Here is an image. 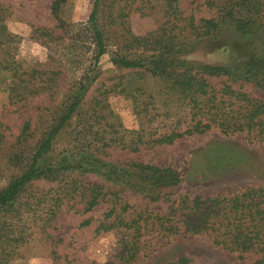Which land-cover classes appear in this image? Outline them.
<instances>
[{
	"label": "rangeland",
	"instance_id": "rangeland-1",
	"mask_svg": "<svg viewBox=\"0 0 264 264\" xmlns=\"http://www.w3.org/2000/svg\"><path fill=\"white\" fill-rule=\"evenodd\" d=\"M165 1L101 0L99 22L105 53L94 65V44L86 26L92 0H65L58 13L61 27L49 13L51 0H0L7 13L2 22L10 37L7 47L16 61L32 69L26 91H35L22 101L8 100L6 92L0 91V189L19 173L34 144L63 112L70 94L93 78L48 153L51 161L68 157L70 170L53 180L33 181L23 193V202L39 197L36 213L42 217L46 207L52 208L49 198L58 197L56 214L43 224L41 232H32L8 264H106L116 256L122 233L118 229L95 232L109 206L99 204L83 212L87 193L80 195L81 189L109 185L101 175L79 171V162L85 155L93 154L91 157L111 165L133 161L169 166L180 178L179 184L170 189L172 194L214 196L248 186L264 187V148L247 141L243 134L222 136L212 129L182 137L170 145L137 143L136 152L124 148L137 133H143V141L148 135L152 138L163 118L156 115L175 105L166 80L153 76L146 64L131 70L115 67L110 61L113 56L143 59L157 54L142 44H134L131 37H149L163 25ZM177 7L182 18L192 15L196 20L210 15L202 0H177ZM39 28L48 30L46 39H37L33 30ZM175 33L176 30L172 32ZM174 42L177 47L173 59L196 66L230 64L237 60L236 56L246 54L244 44L255 45L240 39L230 28L217 39L194 42L190 51L182 50L184 41L180 36ZM236 47L240 52L232 50ZM39 71L45 74H36ZM240 90L264 101V90L248 84ZM24 122L28 123V137L22 142L17 137ZM165 124L161 122L157 131L165 132ZM120 197L132 210L145 208L157 214L165 211L161 200L148 203L129 192ZM84 220H89L87 226L80 225ZM147 239L146 256L140 253L132 264H251L256 259L247 254L238 260L236 254L214 247L204 236L178 234L167 240Z\"/></svg>",
	"mask_w": 264,
	"mask_h": 264
},
{
	"label": "trees",
	"instance_id": "trees-1",
	"mask_svg": "<svg viewBox=\"0 0 264 264\" xmlns=\"http://www.w3.org/2000/svg\"><path fill=\"white\" fill-rule=\"evenodd\" d=\"M64 2L51 0L48 7L58 27L63 25L58 13ZM100 2L92 0L86 21L94 44V65L105 53L103 29L99 22ZM202 4L210 15L195 20L192 15L180 17L177 0H166L163 25L149 37H131L134 44H142L157 54L143 59L118 56L110 59L111 64L120 69H140L146 64L153 76L166 80L171 102L175 103L161 115H156L163 117L157 126L161 122L167 123L163 125L166 131L160 133L156 126L153 137L148 135L146 141H143V133H137L124 147L129 152L137 151L134 147L137 143L170 145L182 137L201 135L212 129L222 136L243 134L247 141L264 148V101L256 100L240 90L246 84L264 90V0H202ZM5 14L6 9L0 5V91L6 92L8 100L22 101L35 92L32 89L26 91L28 78L33 77V71L16 61L14 53L7 47L10 37L5 34L2 23ZM179 22L182 24L179 25ZM226 28L232 29L240 39H247L255 45L244 44L246 49L242 48L246 54L236 56L237 60L230 64L196 66L173 59L176 37L180 36L184 41L180 46L182 50L190 51L194 42L217 39ZM174 30L176 33L172 34ZM33 32L37 34V39L48 37V30L43 28L34 29ZM232 50L240 52L239 47ZM24 76L26 79H23ZM211 80L216 84H212ZM92 81L93 78L87 79L86 85H80L70 94L63 112L34 144L19 173L10 177L5 187L0 189V264H8L15 258L16 250L26 244L32 232H41L43 224L55 216V206L60 204L58 197L49 198L52 208L46 207L47 211L42 217L36 213L39 197H33V202H23V193L33 181L53 180L70 170L68 157L51 161L48 153L53 140L76 112ZM26 137L28 123L24 122L17 138L24 142ZM101 146H106V143ZM91 156L93 154L81 159L79 171L101 175L109 185L105 188L91 185L90 188L81 189L80 195L87 193L83 212H89L99 204L108 205L95 232L118 229L122 233L118 241L119 251L106 264H132L140 253L141 257L146 256L147 238L167 240L178 234L204 236L214 247L236 254L238 260H242L243 255L252 254L256 259L251 264H264V187L248 186L214 196L172 194L170 189L179 184L180 178L169 166L133 161L111 165ZM126 192L137 194L148 203L163 201L164 213H153L145 208L132 210L131 206L121 201L120 196ZM33 224L35 229L32 231ZM88 224L89 220H84L80 225Z\"/></svg>",
	"mask_w": 264,
	"mask_h": 264
}]
</instances>
